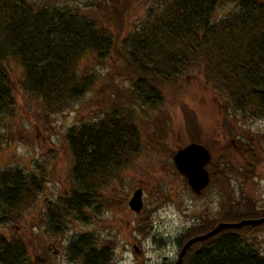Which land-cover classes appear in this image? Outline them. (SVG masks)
I'll return each instance as SVG.
<instances>
[{
  "label": "trees",
  "instance_id": "obj_1",
  "mask_svg": "<svg viewBox=\"0 0 264 264\" xmlns=\"http://www.w3.org/2000/svg\"><path fill=\"white\" fill-rule=\"evenodd\" d=\"M143 1L90 0L82 9L0 0V127L15 111L11 61L22 69V91L39 99L47 114H59L94 84V75L78 72L81 59L92 53L101 64L113 58L117 74L130 83L127 100L159 103L167 89L178 87L181 75L198 68L233 114L264 119V0H238L234 12L222 19H214L222 0H149L143 13L129 21ZM64 139L73 158L70 196L46 203L43 229L37 222L33 233L39 240L62 235L69 216L90 206L140 148L134 111L115 104L93 123L68 129ZM38 168L0 171V224L17 223L35 203L45 182V170ZM262 213L254 208L222 212L215 224L258 219ZM207 223L188 229L185 241L215 225ZM262 225L225 229L194 243L182 264H264L258 243L244 235ZM140 227L149 228L148 221L142 219ZM98 245L90 236L73 238L69 261L109 264L111 247ZM40 250L17 232L9 238L0 232V264H37L30 254Z\"/></svg>",
  "mask_w": 264,
  "mask_h": 264
},
{
  "label": "rangeland",
  "instance_id": "obj_2",
  "mask_svg": "<svg viewBox=\"0 0 264 264\" xmlns=\"http://www.w3.org/2000/svg\"><path fill=\"white\" fill-rule=\"evenodd\" d=\"M31 1L84 9L90 0ZM147 1L136 5L129 21L143 13ZM237 1L222 0L214 19L234 12ZM9 70L16 84L15 111L5 116L0 127V171L12 167L39 172L41 165L45 182L35 203L22 213L18 222L0 224V232L8 238L17 232L29 244L40 245L38 254H30L37 264H73L67 247L73 238L82 235L92 237L100 247H111L109 264H172L188 229L205 222L215 224L222 212L264 210V119L233 114L220 94L205 83L198 68L181 75L178 87L167 89L161 102L150 104L134 97L127 100L130 83L117 74L113 58L101 64L96 54H87L79 62L78 72L94 75V84L69 110L59 114H47L39 99L22 91L18 84L22 69L14 61L10 62ZM113 104L134 111L140 135L139 151L100 190L90 206L76 216H69L62 235L35 238L36 223L42 227L40 218L46 203L70 196L73 158L64 139L66 131L93 123ZM191 142L204 145L211 154L206 169L213 184L199 196L191 192L173 162L176 151ZM254 162H262L258 170L251 169ZM139 188L143 207L140 213H134L128 201ZM142 219L148 221L149 228L141 230ZM244 235L258 243L264 256V225Z\"/></svg>",
  "mask_w": 264,
  "mask_h": 264
},
{
  "label": "water",
  "instance_id": "obj_3",
  "mask_svg": "<svg viewBox=\"0 0 264 264\" xmlns=\"http://www.w3.org/2000/svg\"><path fill=\"white\" fill-rule=\"evenodd\" d=\"M210 161L211 154L208 149L204 145L195 142L178 149L173 156L175 170L185 178L187 185L197 196L202 193L210 182V175L206 169ZM128 206L131 211L140 213L143 207L142 190L140 188L132 193L128 201ZM262 224H264V217L242 220L236 223L218 222L207 233L192 237L186 241L179 251L177 260L172 264H182L183 257L192 244L203 242L225 229H239L244 226L257 227Z\"/></svg>",
  "mask_w": 264,
  "mask_h": 264
},
{
  "label": "flooded vegetation",
  "instance_id": "obj_4",
  "mask_svg": "<svg viewBox=\"0 0 264 264\" xmlns=\"http://www.w3.org/2000/svg\"><path fill=\"white\" fill-rule=\"evenodd\" d=\"M241 151H243V149H241ZM261 164H262V162H260L259 164H256V165H255V167H256L257 170H258V168H259V166H260ZM235 166H236V165H235ZM236 167H237V166H236ZM236 167H234V168H236ZM263 170H264V169H263ZM260 172H261V171H260ZM260 174H261V173H260ZM256 176H258V175H257V172H256ZM259 177H260V176H259ZM187 240H188V239H187ZM185 242H186V241H185ZM185 242H184V243H185ZM184 243H183V244H184ZM183 244H182V245H183ZM181 247H182V246H181ZM177 256H178V255H177ZM164 263H165V262H164Z\"/></svg>",
  "mask_w": 264,
  "mask_h": 264
}]
</instances>
